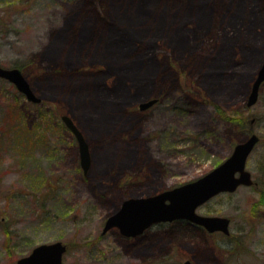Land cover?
Returning <instances> with one entry per match:
<instances>
[{
  "label": "rangeland",
  "instance_id": "1",
  "mask_svg": "<svg viewBox=\"0 0 264 264\" xmlns=\"http://www.w3.org/2000/svg\"><path fill=\"white\" fill-rule=\"evenodd\" d=\"M131 1L0 0V66H22L41 101L0 79V264L54 242L68 249L63 264H264V84L246 107L264 57V0H147L145 16H125ZM140 26L175 43L126 46L121 30ZM133 50L148 61L130 65ZM63 115L88 146L86 174ZM251 132L256 187L197 209L229 218L228 238L176 225L141 248L116 231L99 239L123 199L196 180Z\"/></svg>",
  "mask_w": 264,
  "mask_h": 264
},
{
  "label": "water",
  "instance_id": "2",
  "mask_svg": "<svg viewBox=\"0 0 264 264\" xmlns=\"http://www.w3.org/2000/svg\"><path fill=\"white\" fill-rule=\"evenodd\" d=\"M0 79L14 85L27 101L34 104L41 102L33 94L19 69H6L0 66ZM263 83L264 59L247 96L246 106L248 108L257 103L259 90ZM156 102L157 99L141 102L139 110H147ZM61 121L77 141L80 166L83 173L86 174L90 166L88 146L81 132L68 116H61ZM258 141V136L251 134L245 141L236 144L229 157L221 164L194 181L147 197H131L124 200L119 209L105 221L103 232L118 228L123 235L133 236L152 224L187 220L203 226L209 233L220 231L228 235L230 233L228 218L202 216L196 213V209L220 193H233L239 186L253 184L251 174L246 170V161ZM65 252L66 245L61 242L40 244L34 247L28 255L19 258L16 264H62ZM185 264L193 263L187 261Z\"/></svg>",
  "mask_w": 264,
  "mask_h": 264
},
{
  "label": "flooded vegetation",
  "instance_id": "3",
  "mask_svg": "<svg viewBox=\"0 0 264 264\" xmlns=\"http://www.w3.org/2000/svg\"><path fill=\"white\" fill-rule=\"evenodd\" d=\"M252 123V122H251ZM251 134V133H250ZM249 134V135H250ZM252 177V176H251ZM253 180V178H252ZM256 182L253 180V184L251 186H240V187H248V188H253L254 186L256 187ZM238 187V188H240ZM129 198V197H127ZM125 198V199H127ZM124 200V199H123ZM122 200V201H123ZM122 204V202H121ZM120 204V205H121ZM120 207V206H119ZM118 207V208H119ZM105 224V223H104ZM176 225H182V226H185V227H188L191 232L193 234H195V231L198 233V235H202V236H197V237H208V236H212V235H221V236H225L226 238H228V236H230L231 234L229 233L228 235H225L224 233L220 232V231H216V232H213V233H209L204 227L202 226H198V225H195V224H192L186 220H175V221H172V222H160V223H156V224H153L147 228H145L143 231H141L140 233H136L135 235L133 236H125L123 235L120 230L118 228H112L110 229L109 231L107 232H103V228H102V232L100 234V237L99 239L103 236H106V234H108V232H114L116 231L117 232V236H120V238L122 239H125V240H131L134 244V246H138L139 248H141V244L144 243V241H150L153 240L154 236H156L157 233H159L160 231H163L164 233L168 232V231H171L174 229V227ZM192 227V228H191ZM229 229H230V219H229ZM150 244V243H149ZM65 245V244H64ZM68 249L66 247V252L64 253L63 257H62V264L64 263V256L65 254L67 253ZM147 257H150L151 255L148 254L146 255ZM140 256H137V259L138 261H140ZM137 261V262H138ZM187 261H190L191 263H193L191 260H184V262L182 264H185ZM139 263V262H138ZM195 264V263H193Z\"/></svg>",
  "mask_w": 264,
  "mask_h": 264
},
{
  "label": "trees",
  "instance_id": "4",
  "mask_svg": "<svg viewBox=\"0 0 264 264\" xmlns=\"http://www.w3.org/2000/svg\"><path fill=\"white\" fill-rule=\"evenodd\" d=\"M145 1H147V0H142V1H131L132 3V5H128V9H126V10H121L122 12H123V14L126 16V15H129L130 13H133V10L134 9H138L139 10V7H140V10L138 11V15L140 16V14L141 15H143V16H145V13H147L148 12V10L146 9V7H147V3L145 2ZM152 1V0H151ZM199 8V7H198ZM157 14H159V15H163L164 13L162 12V11H159V8H157ZM199 23V22H198ZM200 24V23H199ZM134 32H128V31H126V30H121V32H123V34H126L125 36H122V38L124 39V40H126V42H129V44L128 45H126V46H131V44L132 43H135V42H137V40H141V42H143V40H145V41H147L148 43H149V41L150 40H152V39H156V38H158V37H161L165 42H168V43H170V44H173V43H175V41H174V38L171 36V37H164L163 36V34H162V32L160 33V35H156V36H153L152 34H151V36L150 37H147L146 36V33L148 32H144V33H141L140 31L142 30V26H140V29H132ZM120 43H122V40L121 41H119ZM125 46V47H126ZM145 48V47H144ZM147 49H148V47H147ZM132 51V50H131ZM131 53H133L132 54V58L134 59L135 58V60H133L132 59V61H134L132 64H130V65H137V66H139V65H141V63L143 62L144 63V61H148V56H146V52L144 53V51H142L141 53H139V52H134V50H133V52H131ZM122 54H125V53H122ZM122 54H120L121 56H122ZM116 56V55H115ZM262 58V57H261ZM137 59H140L142 62H136L137 61ZM150 59V58H149ZM263 59V58H262ZM262 59H260V61H259V66H260V64H261V62H262ZM142 63V64H143ZM259 66L257 67V69L259 68ZM14 68H17V69H19L22 73H23V67L22 66H16V67H14ZM257 69H256V71H257ZM93 71H98L97 69L96 70H93ZM23 75H24V73H23ZM254 77H255V75L253 76V79H254ZM159 101V100H158ZM130 197H133V196H130Z\"/></svg>",
  "mask_w": 264,
  "mask_h": 264
},
{
  "label": "bare ground",
  "instance_id": "5",
  "mask_svg": "<svg viewBox=\"0 0 264 264\" xmlns=\"http://www.w3.org/2000/svg\"><path fill=\"white\" fill-rule=\"evenodd\" d=\"M170 25H171V24H170ZM76 64H77V62H73V61H72V62L69 63V66H72V65L74 66V65H76ZM97 84L99 85V83H96L95 85H97ZM87 85H88V84H87Z\"/></svg>",
  "mask_w": 264,
  "mask_h": 264
}]
</instances>
